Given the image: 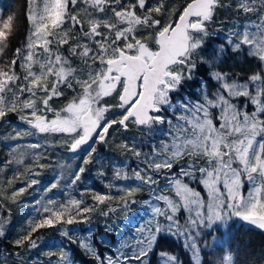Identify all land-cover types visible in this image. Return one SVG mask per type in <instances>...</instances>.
<instances>
[{
    "label": "snow or ice",
    "instance_id": "1",
    "mask_svg": "<svg viewBox=\"0 0 264 264\" xmlns=\"http://www.w3.org/2000/svg\"><path fill=\"white\" fill-rule=\"evenodd\" d=\"M221 10L229 27H214L227 23ZM25 17L14 46L19 17L0 14V123L14 114L26 125L5 136L15 143L0 161V238L8 240L14 205L31 211L0 264H75L73 244L91 264H153L154 255L184 264L157 253L168 238L190 264H239L233 223L264 231V0H26ZM229 54L247 71L224 70ZM132 128L141 139L116 148L136 166L105 160L98 146L112 143L110 130ZM58 148L71 158L57 162L42 195L24 200ZM89 165L108 191L81 187ZM137 205L139 222L116 243L100 241L103 251L91 229L72 234L97 217L119 233L112 217L131 220ZM44 229L67 245L41 252ZM34 250L44 258L25 259Z\"/></svg>",
    "mask_w": 264,
    "mask_h": 264
},
{
    "label": "trees",
    "instance_id": "2",
    "mask_svg": "<svg viewBox=\"0 0 264 264\" xmlns=\"http://www.w3.org/2000/svg\"><path fill=\"white\" fill-rule=\"evenodd\" d=\"M177 2H181V0H177ZM25 10H26V0H0V14L7 16L8 14H16L19 17V28L17 32L16 39L13 41L14 46H19L21 42L24 41L25 36L28 31V22L25 17ZM218 18L220 20H224L227 23H217L214 27H229L231 24V19L227 13L221 10L218 13ZM222 33L218 35H214L209 38V45H215L221 42ZM208 52H211V47L207 49ZM222 67L224 70H232L234 72L243 73L247 71V65L243 63L242 59L232 58L231 54H229L226 59L224 60ZM206 75V69H201L197 73V78ZM196 83L192 84V89L197 87ZM9 123H13L16 121V116L14 114H9L7 117ZM1 125V123H0ZM4 131L9 130V126L6 125L4 127ZM112 132V143L108 145L98 146V151L100 155L105 158V160L118 162L119 159H125V162H129L130 168L132 165L136 164L135 158L131 157L130 154L128 156L123 155L117 148L116 144L122 140H127L129 143L132 140H140L141 133L132 128L127 132L121 130L120 132H115V130H110ZM0 134H1V127H0ZM114 137V139H113ZM5 144L4 142L0 141V161H3L6 157L4 153ZM66 153V152H65ZM68 154V153H67ZM69 156V155H66ZM79 163V161H76ZM89 170L87 173L84 174L83 180H89L91 182L92 187H95L97 190L101 192V186L98 183V176L96 175V166L89 165ZM23 169L21 168V171ZM45 172L50 173L49 168L44 169ZM44 173L41 176H44ZM10 175V173H9ZM40 176V177H41ZM40 177L37 179L40 180ZM102 179V178H101ZM108 179H111V174L109 173ZM107 181H105L106 183ZM45 183V182H44ZM44 183L41 182L40 185H37V191L31 193V195L26 196L23 198L26 201L33 200L34 197H37L40 193L39 189L44 186ZM31 209L27 207L25 204L14 205L12 207V223L9 226L7 236L8 240H4L0 238V248L8 249L10 248V244L8 241L15 239L18 232L25 226L26 218L29 215ZM113 220L120 227L119 217L113 216ZM93 234H94V242L97 243V246L100 247V250L103 251V246L99 243L100 241H112L116 243L118 241L119 235H124V229L120 228L119 233H107L104 230V221H96L93 222ZM89 227L84 226V224L77 225L73 228L72 234L76 237H81L87 234ZM231 240L233 244V249H239L238 261L239 264H264V234L260 232H256L254 230H250L245 226L241 225L238 221L234 222L232 227L230 228ZM214 235H219V233H215ZM39 236L42 238L41 242V252L47 251L48 248L55 247L57 250L59 249L60 245H67V240L65 237L60 235V232L55 229H44L41 230ZM208 239V238H207ZM212 239V238H211ZM211 243V240L208 239ZM73 252V259L75 260V264H91L89 258H87L82 251L77 247V245H68ZM161 250L168 251L170 253L178 254L180 258L184 261V264H190L188 254L182 249L181 244L179 241L173 240L168 238L167 240H162L157 245V253ZM212 249H207L206 251H211ZM15 251V250H13ZM23 252V249L20 250ZM29 255L37 256L40 255V258L43 259L44 257L41 255L40 252H36L35 250L33 253H24L25 259ZM210 257L206 256V259ZM13 259L19 260V257H13ZM158 256H153V264H158Z\"/></svg>",
    "mask_w": 264,
    "mask_h": 264
},
{
    "label": "rangeland",
    "instance_id": "3",
    "mask_svg": "<svg viewBox=\"0 0 264 264\" xmlns=\"http://www.w3.org/2000/svg\"><path fill=\"white\" fill-rule=\"evenodd\" d=\"M62 103H63V101H57L56 104H55L54 106L59 107V106L62 105ZM6 125L9 126V130H7V131H5V132L3 133V131H4V129H5L4 127H5ZM0 127H1L0 141L4 142V144H5L4 153H5V155H6V154L8 153V151H9V147H8V146H9L10 144H14V143H15V142H13V141L6 140V139H5L6 134H7V133H11L13 127H16V128H23V127H26V125H23V124L18 120V118L16 117V121H15V122H13V123H8V124H2V123H1ZM156 135L159 136V133L157 132ZM28 139H30V138H28ZM137 141H139V140L137 139ZM24 142H25V141H22V143H24ZM145 150H147V149H145ZM66 155H69V156H66ZM70 158H71V154H69V153L67 154V153H65V151H63V150H61V149H59V148L56 149V154H54V159L52 160L53 167H52V168H49V169H51V170H50V173L45 172V170H42L41 175H43L44 173H46V174H45L44 176H41V177H40V181H41L42 183L45 182L44 185H46V184H48L49 182H51V181L53 180L54 177L59 176L61 170H60L59 167L56 166V165H57V162L68 161ZM72 162H73V163H76V161H72ZM120 162H123V163L129 165V162H127V161L125 162V159H123V160H122V159H119L117 163H120ZM135 166H136V164L132 165V167H135ZM86 173H87V172H86ZM0 178H2V177H0ZM98 183H99V185L101 186V193H104V192L108 191V190L104 187V183H105V181H103L100 177L98 178ZM123 183H131V182L128 181V182H123ZM17 186L19 187L20 185L17 184ZM81 187L94 188L96 191L100 192V191L97 190L95 187H92L91 182H90L89 180H87V181H84V180H83V181H82V184H81ZM54 191H55V190H54ZM42 194H43V193L40 192L38 196H40V195H42ZM38 196H37V197H38ZM59 198H62V197H59ZM135 207H136V209H137V213H136L135 215H133V217H132L131 220H124V219L119 218V219H121V220H119V222H120V228H121V229H124V235H126L127 232L130 231V230L132 229L134 223L139 222L140 217L143 215V213L139 210V205H137V206H135ZM96 221H104V218H102V217H97L96 219L93 220V222H96ZM93 222H92L91 224H84V226L89 227V229H91V231H92L93 228H94V226H93ZM74 227H75V226H72V228H74ZM214 234H215V233H214ZM208 239L212 240L211 237H208ZM158 258H159V257H158Z\"/></svg>",
    "mask_w": 264,
    "mask_h": 264
},
{
    "label": "water",
    "instance_id": "4",
    "mask_svg": "<svg viewBox=\"0 0 264 264\" xmlns=\"http://www.w3.org/2000/svg\"><path fill=\"white\" fill-rule=\"evenodd\" d=\"M238 222H239L241 225L245 226L246 228H248V229H250V230H254V231H256V232H260V233H263V234H264V231H261V230H259V229H255V228H251L250 226L244 224L243 222H240V221H238Z\"/></svg>",
    "mask_w": 264,
    "mask_h": 264
}]
</instances>
